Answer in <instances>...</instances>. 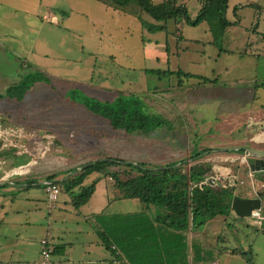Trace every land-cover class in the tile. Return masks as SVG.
Segmentation results:
<instances>
[{
	"label": "rangeland",
	"instance_id": "obj_1",
	"mask_svg": "<svg viewBox=\"0 0 264 264\" xmlns=\"http://www.w3.org/2000/svg\"><path fill=\"white\" fill-rule=\"evenodd\" d=\"M179 1L193 15L192 2ZM132 7L139 9L135 2H130L126 9ZM119 11L104 8L79 16L74 29L62 35L49 27L53 24H43L36 49L41 50L43 60L49 63L44 66L45 72L42 71L48 76L31 87L25 101L14 104L18 109L14 118L22 123V119L30 120L26 111L39 109L41 113L32 115L36 118L43 115L42 121L47 125L31 129L49 138L41 146L42 152L36 144L26 141L22 142L24 148L0 152V162L5 157L14 167L24 165L27 156L30 162H35L28 164L19 175H10L17 168L1 164L0 182H42L54 173L106 158L150 165L184 159L185 171L188 165L194 164L190 158L192 152L207 149L210 152L204 153L199 162L211 166L208 177L216 175L228 187H233L235 194L254 198L260 193L263 204L264 173H251L244 159L246 154L232 149L248 147L264 151V138L260 137L264 130L259 129L253 141H248L250 134L244 137V114L255 94V88L244 79L255 78L257 84L264 80V0H227L224 18L229 25L215 41L205 22L180 25L169 21L164 29L152 32L134 17ZM32 20L35 25L41 23L40 19ZM140 20L147 26L160 24L142 11ZM36 33L33 30L29 35ZM17 49L22 52L21 59L27 58L34 67L38 66L36 59L25 56L24 49ZM168 70L172 74L165 73ZM57 79L71 82L62 83ZM3 82L5 86L11 84L8 80ZM118 93L140 98L147 114L163 118L161 128L147 137L116 132L117 139H106L105 134L112 132L108 123L92 116L76 102L81 97L111 102ZM263 96L252 100L253 107H264ZM59 120V128H53ZM16 122L4 126L17 129ZM53 130L60 131V141L53 138ZM218 169L229 171L223 175ZM108 170L113 172L117 168ZM5 174L6 178L1 181ZM96 177H99L96 187H106L114 198L120 195L112 179L106 176L92 174L85 184ZM231 180L235 185H230ZM69 198L68 194L59 193L55 209L48 211L42 188L23 190L1 186L0 264H37L38 242L46 235L64 244L65 252L72 257L84 248L105 250L100 244L91 243L96 238L81 216V209L75 210ZM141 208L144 205L137 200H121L112 203L106 212L126 213ZM151 213L154 215L157 211L152 209ZM230 213L222 233L226 237L223 245L244 251L262 245L264 250V235L254 232L257 226L264 227V221ZM211 226L207 224L203 228L206 235L212 232ZM61 257L52 254L51 264H57ZM108 257H111L109 251ZM224 257L226 260L220 258L217 264L242 261L237 256ZM230 259L236 262L231 263Z\"/></svg>",
	"mask_w": 264,
	"mask_h": 264
},
{
	"label": "trees",
	"instance_id": "obj_2",
	"mask_svg": "<svg viewBox=\"0 0 264 264\" xmlns=\"http://www.w3.org/2000/svg\"><path fill=\"white\" fill-rule=\"evenodd\" d=\"M99 1L114 8L135 2L142 12L160 23L147 26L142 22V26L152 32L164 29L169 21H176L180 25L205 22L215 41L229 25L224 18L227 0H198L200 11L194 20L189 19L186 7L179 0H162L157 4L151 0ZM165 73L172 74L169 70ZM44 76L42 73L27 72L16 85L0 95V98L20 101ZM79 100L77 105L92 116L106 121L113 132L147 137L159 130L163 124L161 116L145 112L144 102L136 96L118 93L111 102H100L88 97H81ZM208 152L210 151L207 149L192 152L190 158L194 164L188 165L185 171L183 168L187 166V162L184 159L163 165L137 162L138 166H134L120 158H106L61 182L60 179L76 169L66 171L63 175L52 174L45 181L58 185L62 192L70 196L73 208L78 210L88 202L98 182L97 178L84 185L85 180L92 174L109 177L120 192V199L137 200L144 205V210L139 213L94 216L99 227L97 236L100 244L112 254L115 251L111 248L114 247L130 264H187L182 232L189 227L199 228L217 216H227L232 198L245 197L235 194V189L228 187L223 180L215 184L206 181L211 166L199 160ZM111 167L117 170L110 172L108 169ZM59 176L62 177L57 179ZM33 182L35 183H26ZM152 209L157 213L153 215ZM61 248H54L53 254ZM235 252L238 251H231ZM200 253V249L194 248L192 264H210L212 253L205 251L201 257Z\"/></svg>",
	"mask_w": 264,
	"mask_h": 264
},
{
	"label": "crops",
	"instance_id": "obj_3",
	"mask_svg": "<svg viewBox=\"0 0 264 264\" xmlns=\"http://www.w3.org/2000/svg\"><path fill=\"white\" fill-rule=\"evenodd\" d=\"M96 2V3H93ZM191 3V6L193 9V15L189 14L188 8L184 4V2H181L187 9L188 17L190 20H194L198 12L200 11V3L198 0H188ZM95 4V7H93ZM99 4V5H96ZM128 6V5H126ZM126 6L121 8H114L109 4H105L99 0H0V95H3L4 92L11 86L16 85L21 77V73H27L29 71L32 72H38L42 73L45 76H48L44 70L45 65L49 64L46 61L43 60L44 57H42V52L39 48L36 49V39L37 35L43 32V24L49 23L42 20V16L45 13H48L52 17L58 19L60 18L61 23L59 22L57 26L49 25L50 28H53L56 33L62 35L66 32H69V29H74L73 24H78V18L79 16L83 17L84 15L92 13L94 10H104V8H110L111 10L119 9L120 13L124 14L125 16L134 17L142 26V21L140 20V8L137 9L135 7H132L130 10L126 9ZM32 19H35L38 22V19H40L41 23L38 25L33 22ZM59 20V19H58ZM58 22V21H57ZM176 24L178 22L174 21ZM51 24V23H49ZM37 30L36 35L31 34V31ZM50 30V29H49ZM209 30V29H208ZM82 31V30H81ZM33 33V32H32ZM17 48L24 49L25 56H27L29 59H36L38 66L34 67L33 64L28 62L27 58L21 59L22 52L19 51ZM22 55V56H21ZM34 55V57H32ZM43 61H42V60ZM34 61V60H33ZM8 65V68H7ZM6 67V68H5ZM40 70V71H38ZM44 71V72H42ZM264 79V78H262ZM9 81L11 84L9 86H5L3 81ZM58 81H61L62 83H70L71 81L67 80H61L57 79ZM245 81H248L249 84L252 85V88H255V94L257 91H260L258 95H253L252 100L256 99L257 96H263L264 95V80H262L261 83L257 84L255 81V78H245ZM60 82V83H61ZM30 90V89H29ZM28 90V91H29ZM27 91V92H28ZM24 94L23 98L20 101L15 100H8L6 98H0V127L5 129L8 128L4 126V124H13L16 122V116L14 118V115H17L18 109L15 105L20 104L23 100H26V94ZM264 99V96L262 97ZM30 100V97L28 98ZM251 100V106H248L244 121V129L245 134L244 137L247 136V134H250V137H248V141H253L255 139V134L259 129L264 130V107L263 105H259L253 107L254 102ZM30 100L29 102H31ZM15 104V105H14ZM15 106V107H14ZM39 109H34L26 111L27 117H30V120L26 119H20L22 123H17L16 127H19L26 135H35L39 132H35L31 129V127L36 128H44L47 125L46 123H43V115H40L39 117H34L32 115L33 113H37ZM41 113V111H39ZM30 127H29V126ZM59 123L53 124V128L57 129ZM29 129H24V128ZM30 130V131H29ZM111 134V137H108V135ZM119 133L111 132L108 134H105L106 139L111 138L112 140L116 137V139L119 137ZM53 138L55 140L60 141V131L53 130ZM260 137L264 138V133ZM26 141V140H25ZM27 142V141H26ZM254 149V148H252ZM0 152H3L2 149H0ZM6 156V155H5ZM30 158V156H27ZM28 161L24 165H28L32 162ZM129 162V161H127ZM7 165L6 167L13 168V162L9 163L7 158L3 157V160H1L0 165ZM21 165V166H24ZM21 166H17L14 168H18ZM63 175L65 172H58ZM55 174V173H54ZM12 175V174H10ZM73 175L72 173H68L64 178L60 179L62 176H59L60 182L66 179L67 177ZM7 174L3 178H1V181L5 179ZM99 179V177L94 178ZM97 179V180H98ZM29 180H24L20 183H14V182H3L4 183L1 186H11L12 188L16 189H29L31 187L33 188H42L45 195V201L46 194H45V187L42 185H39V183L42 182L35 181V183L28 184L26 183ZM86 181V180H85ZM93 181V180H92ZM84 185L85 182H84ZM0 186V187H1ZM42 186V187H39ZM77 191V190H76ZM60 189V193H61ZM66 194V193H65ZM100 194L101 197L100 198ZM113 193L108 191L107 188L101 187H95V191L88 200V202L81 206L79 209H81L80 214L83 217L85 221L88 222L89 227L91 229L92 235L96 238V240H91V243L100 244L99 238L97 236V231H99V227L96 224L94 220V216L96 215H114V214H129V213H139L142 210L134 211V212H126V213H108L106 212L107 209L110 207V205L114 202L121 201L124 199H120V195L113 197ZM244 198H249L248 196H245ZM100 199V200H99ZM69 204L72 206L71 198H69ZM47 209L48 211H51L55 209V205L53 209L48 208V202H47ZM73 207V206H72ZM230 214L234 216L233 212L230 209ZM228 216V217H227ZM227 216L220 215L217 216L209 221H207L204 225H202L199 228H191L189 227L187 231L182 232V235L185 239V255H186V262L187 264H192V257H193V251L195 249H200V257L203 256V252L208 251L212 253L213 259L210 262V264H217V260H226L224 256H237L239 260L236 264H264V250L262 245H258L248 248L247 251L239 250L237 248H228L223 245L224 242H226V237L222 236V233L224 232V227L226 225V221L229 218V214ZM255 218H260V220L264 221V203L261 204V209L259 211L258 217L253 216ZM207 224H210L211 227V233L210 235H206L205 229H203ZM202 228V229H201ZM210 231V230H209ZM78 232V230H77ZM256 235H264V227H256L255 231ZM210 239H209V237ZM212 236V237H211ZM42 239H47L49 241L50 247L52 249L51 256L53 254V249L57 247H62L61 249H57V252L55 254L62 255V260H58L57 264H130L123 255L114 248V254L111 253V251L105 249H98V248H84L80 251H78V254L70 255L68 252H65V245L55 242L51 238H49L47 235L46 237ZM41 239V240H42ZM40 240V241H41ZM40 241L38 242L39 245V252H40ZM101 245V244H100ZM102 246V245H101ZM112 249V248H111ZM232 250L240 251V254L238 252L231 253ZM108 251L111 254V257H108ZM38 252V254H39ZM50 256V258H51ZM231 263L236 262L235 259H230ZM51 264V262H50Z\"/></svg>",
	"mask_w": 264,
	"mask_h": 264
},
{
	"label": "built area",
	"instance_id": "obj_4",
	"mask_svg": "<svg viewBox=\"0 0 264 264\" xmlns=\"http://www.w3.org/2000/svg\"><path fill=\"white\" fill-rule=\"evenodd\" d=\"M41 18L43 21L49 22L53 25L58 24L56 18L52 17L48 13H45ZM47 138H49V137L47 135H43V134L28 135L26 137V135H24L23 131L19 128H17V129H11V128L3 129L0 127V149H2V150L24 148L22 146V142L26 140L27 142H33L34 144H36L38 149L40 150V152H42L43 149L41 150V146L43 145V143H45ZM32 163H35V162H32ZM27 166L28 165L18 167L17 168L18 171H15L17 169H14L11 172V174L12 175H19L26 170ZM228 171L229 170H227V169H223V170L218 169V172H220L223 175L227 174ZM219 180H220L219 177H217L216 175L207 177V179H206V181H209L211 184H215ZM234 182H235L234 180H231L230 185L231 186L235 185ZM44 187H45L46 199L48 202V208L53 209L55 202L57 200V197L60 193V188L58 185H55L54 183L45 185ZM258 215H259V211H254L251 216L258 217ZM112 249H114V247H112ZM51 253H52V249L50 247L49 241L47 239H42L40 241L39 261L37 262V264H50Z\"/></svg>",
	"mask_w": 264,
	"mask_h": 264
},
{
	"label": "water",
	"instance_id": "obj_5",
	"mask_svg": "<svg viewBox=\"0 0 264 264\" xmlns=\"http://www.w3.org/2000/svg\"><path fill=\"white\" fill-rule=\"evenodd\" d=\"M232 150L235 152L242 151L246 154L245 162L251 173H264V151L263 150H257V149H252L248 147H237ZM100 160H106V159H100ZM97 161L99 160H94L92 162H89L87 164H84L78 167V169H76V171L73 172L72 174H76L84 170L86 167H88L89 165ZM128 163H131L134 166H138L134 162H128ZM52 183L54 182L44 181L42 183H39V185L45 186V185L52 184ZM3 184L4 183H0V186ZM260 197H261L260 193L256 194L254 198H240V197L234 196L231 200L230 209L236 217L249 218L251 217L254 211H260L261 204H262Z\"/></svg>",
	"mask_w": 264,
	"mask_h": 264
}]
</instances>
